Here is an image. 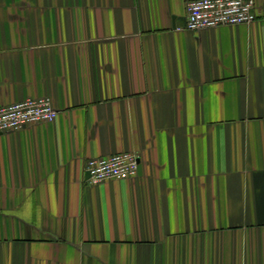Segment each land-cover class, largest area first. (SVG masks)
Returning a JSON list of instances; mask_svg holds the SVG:
<instances>
[{"label": "crops", "instance_id": "crops-1", "mask_svg": "<svg viewBox=\"0 0 264 264\" xmlns=\"http://www.w3.org/2000/svg\"><path fill=\"white\" fill-rule=\"evenodd\" d=\"M187 1L0 0V105L57 111L0 133V264H264V0L197 31Z\"/></svg>", "mask_w": 264, "mask_h": 264}, {"label": "built area", "instance_id": "built-area-1", "mask_svg": "<svg viewBox=\"0 0 264 264\" xmlns=\"http://www.w3.org/2000/svg\"><path fill=\"white\" fill-rule=\"evenodd\" d=\"M185 11L184 27L189 31L249 24L258 17L254 0H188ZM56 116V109L46 97L0 105V133L51 122ZM138 162L139 156L128 151L89 159L85 166L86 182L98 184L132 178L137 174Z\"/></svg>", "mask_w": 264, "mask_h": 264}]
</instances>
